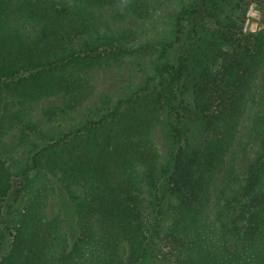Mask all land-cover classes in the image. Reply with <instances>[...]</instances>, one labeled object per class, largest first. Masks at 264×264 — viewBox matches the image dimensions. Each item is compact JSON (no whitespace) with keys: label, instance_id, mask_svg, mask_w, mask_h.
<instances>
[{"label":"trees","instance_id":"16d2710c","mask_svg":"<svg viewBox=\"0 0 264 264\" xmlns=\"http://www.w3.org/2000/svg\"><path fill=\"white\" fill-rule=\"evenodd\" d=\"M166 1L0 0V264H264L260 0H172L143 42L129 22ZM127 65L142 83L91 104L96 72Z\"/></svg>","mask_w":264,"mask_h":264},{"label":"rangeland","instance_id":"374dc122","mask_svg":"<svg viewBox=\"0 0 264 264\" xmlns=\"http://www.w3.org/2000/svg\"><path fill=\"white\" fill-rule=\"evenodd\" d=\"M175 13L174 3L172 0L164 2L163 6L147 21L137 22L131 20L129 25L137 27L143 32V42L148 40H158L165 38L169 35L172 27V17ZM245 28L248 31L261 32L264 30V0H260L257 3H253L248 12V18L245 24ZM97 84V96L91 101V104L97 102L101 94H110L115 99L120 98L130 92H132L137 86L142 83L143 74L138 72L132 65H127L121 69H103L96 72L95 75ZM259 88L264 93V77L261 78ZM59 103L58 99H51L44 101L41 105V110L47 106ZM79 115L71 117L69 120L56 122L54 125L46 126V129L50 131H58L67 129L68 125H72L77 120ZM165 121H167L165 119ZM167 127V126H166ZM163 124L157 128L154 140L162 154V161L166 162L168 157V151L171 144L170 130L164 132L162 130ZM13 136V135H12ZM12 136L9 140L12 139ZM244 138L245 141H250L248 134H242L240 138ZM254 151V150H253ZM22 157V154H21ZM60 202V205H59ZM164 208L167 207V203H163ZM48 209L51 213L57 210H62V218L65 220L66 231L71 235L70 238H76V226L75 216L71 205L66 201V198L62 196V199L57 201L53 200L49 203ZM10 245V239L7 238L2 247H0V259L8 252Z\"/></svg>","mask_w":264,"mask_h":264}]
</instances>
